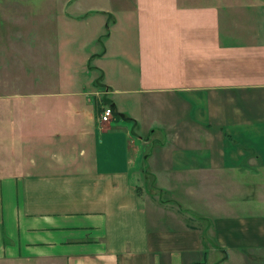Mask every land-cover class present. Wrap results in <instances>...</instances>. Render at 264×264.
<instances>
[{"label":"crops","instance_id":"1","mask_svg":"<svg viewBox=\"0 0 264 264\" xmlns=\"http://www.w3.org/2000/svg\"><path fill=\"white\" fill-rule=\"evenodd\" d=\"M117 1L94 67L136 111L79 114L71 73L22 95L0 264H264V0Z\"/></svg>","mask_w":264,"mask_h":264},{"label":"rangeland","instance_id":"2","mask_svg":"<svg viewBox=\"0 0 264 264\" xmlns=\"http://www.w3.org/2000/svg\"><path fill=\"white\" fill-rule=\"evenodd\" d=\"M118 7L117 0H73L72 3L68 0H0V174L10 173V160L20 154L16 144L21 136L12 134L15 130L12 131L14 127L11 129L6 115L29 113L27 115L35 116L38 112L34 101L24 104L28 106L27 110L21 109L23 94L34 93L37 97V92L45 85L57 90L60 80L71 73L77 81L75 89L86 92L80 97L83 110L79 114L92 115L94 119L101 111H98V106L110 101L119 102V105L125 103L136 111L137 94L123 92L129 87L118 84L113 93L112 89L105 92L107 83L101 71L94 67V53L98 54L105 47V34L109 31L106 23H112L110 13L121 14ZM91 9L105 12L96 13L93 17L94 14H87ZM80 16L83 18H78ZM111 79L115 83L119 80L117 72H113ZM69 89L67 86L63 88ZM94 91H99L101 101L98 106L94 104L95 97L88 94ZM87 98H93L92 102ZM5 126L8 127L6 131L1 129ZM249 172H245L242 179L245 177L248 182L264 179V170ZM240 178L238 180L242 181ZM249 186L248 183V193L253 184ZM3 189L4 193L9 191L5 185Z\"/></svg>","mask_w":264,"mask_h":264},{"label":"built area","instance_id":"3","mask_svg":"<svg viewBox=\"0 0 264 264\" xmlns=\"http://www.w3.org/2000/svg\"><path fill=\"white\" fill-rule=\"evenodd\" d=\"M113 113L114 108L112 106L101 104V111L98 115V120H100V123H109L112 120Z\"/></svg>","mask_w":264,"mask_h":264}]
</instances>
